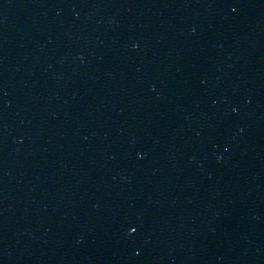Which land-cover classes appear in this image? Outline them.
I'll return each instance as SVG.
<instances>
[{
  "label": "water",
  "instance_id": "obj_1",
  "mask_svg": "<svg viewBox=\"0 0 264 264\" xmlns=\"http://www.w3.org/2000/svg\"><path fill=\"white\" fill-rule=\"evenodd\" d=\"M0 264H264V0H0Z\"/></svg>",
  "mask_w": 264,
  "mask_h": 264
},
{
  "label": "snow or ice",
  "instance_id": "obj_2",
  "mask_svg": "<svg viewBox=\"0 0 264 264\" xmlns=\"http://www.w3.org/2000/svg\"><path fill=\"white\" fill-rule=\"evenodd\" d=\"M234 111H235V109H234ZM138 231V229L137 228H135V227H133L132 229H131V232L134 234V233H136Z\"/></svg>",
  "mask_w": 264,
  "mask_h": 264
}]
</instances>
